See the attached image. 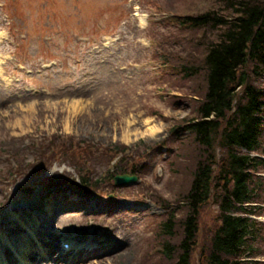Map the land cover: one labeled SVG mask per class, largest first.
<instances>
[{
    "label": "rangeland",
    "instance_id": "obj_1",
    "mask_svg": "<svg viewBox=\"0 0 264 264\" xmlns=\"http://www.w3.org/2000/svg\"><path fill=\"white\" fill-rule=\"evenodd\" d=\"M186 2L0 0V250L9 264H54L58 256V264H136L163 254L160 220L184 214L174 200L187 182L180 174H188L186 159H173L187 133L173 130L181 132V120L192 115L195 90L178 83L168 61L180 48L172 37L184 35L171 17L188 12ZM66 140L125 146L101 164L108 170L132 156L142 165L134 169L140 178L122 185L106 180L97 193L71 189L78 173L68 159L45 169L36 163L39 149ZM91 154L93 162L98 156ZM88 161L92 175L108 173ZM18 163L35 166L14 176ZM256 175L264 180V166ZM256 205L264 225V203ZM215 212L211 204L201 229L212 225ZM44 232L57 247L51 254ZM63 239L75 248L59 251ZM25 242L30 247L19 248ZM251 254L243 260L264 264V253Z\"/></svg>",
    "mask_w": 264,
    "mask_h": 264
},
{
    "label": "trees",
    "instance_id": "obj_2",
    "mask_svg": "<svg viewBox=\"0 0 264 264\" xmlns=\"http://www.w3.org/2000/svg\"><path fill=\"white\" fill-rule=\"evenodd\" d=\"M186 7L188 12L171 17L184 35L172 37L180 48L168 59H173L178 83L195 90L192 115L181 120V132L173 130L187 133L181 156L173 157L186 159L182 163L188 166V174H180L185 187L174 200L184 214L161 217L157 241L163 254L145 255L136 264H255L243 258L264 253V225L252 218L260 215L256 203H264V180L256 175L264 166V0H188ZM56 144L51 141L39 149L36 163L45 169L59 157L68 159L78 173L70 185L84 192L97 193L106 180L113 184L116 174L140 178L142 165L132 156H121L108 170L107 163L101 164L125 146L108 149L67 140ZM56 146L57 153L48 152ZM89 153L97 159L88 161ZM87 161L100 163L108 173L92 175ZM34 166L18 163L14 174L21 176ZM211 204L216 207L213 223L202 232L200 217Z\"/></svg>",
    "mask_w": 264,
    "mask_h": 264
},
{
    "label": "bare ground",
    "instance_id": "obj_3",
    "mask_svg": "<svg viewBox=\"0 0 264 264\" xmlns=\"http://www.w3.org/2000/svg\"><path fill=\"white\" fill-rule=\"evenodd\" d=\"M75 197L74 196H72V197H70L67 201H70V200H73ZM3 227L4 228H8L9 227V224H8V222L7 223H5V224H3ZM44 235L46 236V238H47V240H45V238H44V241H45V243L48 245V247H49V254H51L52 253V251L53 250H57V247L55 248V246L53 245L54 244V242H53V240H51L50 238V236L48 235V234H46L45 232H44ZM62 241H65V239H63ZM65 242H67V241H65ZM26 243V242H25ZM67 243H70V245H73V243H72V241H70V242H67ZM27 244H28V247H30L29 246V244H30V242H28V243H26V245L25 244H21V246H19V248H24V247H27ZM41 245H43V242L41 243ZM41 245L39 244V245H37V246H34L35 248H40V250H41ZM74 246V245H73ZM122 246H124V244H121V246L120 247H122ZM31 247H33V246H31ZM45 251H46V249H44ZM58 250L60 251V248H59V246H58ZM47 252V251H46ZM1 254V253H0ZM39 253H38V251L37 250H34V256H35V258H38V255ZM48 256V255H47ZM40 257V256H39ZM44 257L45 256H43V257H40L41 259H44ZM57 262L56 263H54V264H58V263H60V261H61V259H59V256L57 257ZM42 264H48V263H42Z\"/></svg>",
    "mask_w": 264,
    "mask_h": 264
},
{
    "label": "water",
    "instance_id": "obj_4",
    "mask_svg": "<svg viewBox=\"0 0 264 264\" xmlns=\"http://www.w3.org/2000/svg\"><path fill=\"white\" fill-rule=\"evenodd\" d=\"M114 184L116 185H122V184H133V182L136 181L137 177L128 174H121V175H116L114 176Z\"/></svg>",
    "mask_w": 264,
    "mask_h": 264
}]
</instances>
